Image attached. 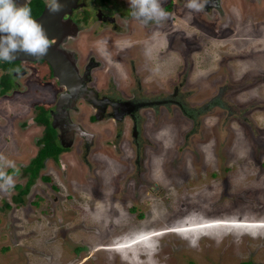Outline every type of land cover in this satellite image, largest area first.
Returning a JSON list of instances; mask_svg holds the SVG:
<instances>
[{"label":"rangeland","instance_id":"374dc122","mask_svg":"<svg viewBox=\"0 0 264 264\" xmlns=\"http://www.w3.org/2000/svg\"><path fill=\"white\" fill-rule=\"evenodd\" d=\"M222 7L231 28L192 15L185 47L155 36L132 52L139 64L148 58L142 97H165L176 86L188 116L176 106L146 113L138 144L126 132L118 140L120 126L108 123L87 155L90 174L65 154L72 176L64 182L65 170L47 161L41 174L55 173L56 192L47 194L51 181L36 185L10 211L15 191L0 189V264H264V0ZM110 46L104 59L113 64ZM183 68L192 72L180 87ZM122 80L125 90L135 83ZM34 84L0 100L3 170L21 168L35 150L36 128H27L24 143L7 134L9 124L30 118L41 97ZM16 145L29 157L13 153Z\"/></svg>","mask_w":264,"mask_h":264},{"label":"flooded vegetation","instance_id":"af4514ba","mask_svg":"<svg viewBox=\"0 0 264 264\" xmlns=\"http://www.w3.org/2000/svg\"><path fill=\"white\" fill-rule=\"evenodd\" d=\"M15 2L20 6L26 3V0ZM58 2L64 7L59 13L53 14L47 9L49 0H27L32 17L37 20L42 15H49L47 18L49 25L53 32L56 31L49 52L54 57L55 74L62 83H59L53 75L51 66L44 60H0V100H8L7 97H15L23 91H26L23 93L26 94L32 80L35 82L34 87H38L37 90L41 92V97L30 107V118L26 121L16 120L8 125L13 130L7 134L21 139L23 143L22 138L26 141L29 139L26 138V134H31V130H28L30 127L36 128L37 134L34 135L35 138L29 139L34 142L35 150L27 163L18 169L4 170L13 177L12 189L15 191L8 201L11 207L6 211L22 206V197L30 195L36 185L43 190L44 184L53 182L49 188L51 190L47 193L49 195L59 187L55 185L56 175L52 170L41 174V171L47 168V161L51 162V167L56 168V171L58 168L62 172L65 169L62 167L64 162L60 157L72 153L73 158H77L79 163L81 161L80 165L85 174H90L87 155L98 145L101 128L108 123H112L114 127L116 124L120 126L115 133V137H119L118 140H121L126 132L131 141L138 144L141 119L146 117V113L153 116L159 108L176 106L181 113L189 115L183 103L177 99L179 95L176 86L165 97L154 99L142 97L141 82L146 79L150 70L149 66L144 64L148 58H142V63L139 64L136 56L132 55L134 46L156 36L157 42H180L181 47H185L186 42H190L186 38V27L193 25L192 15L203 17L209 24L216 26L218 31L219 26L221 29H228L232 24L228 13L225 14L223 10L222 0H201L204 7L200 11L186 8L188 0H162V6L170 16L160 24L155 22L145 24L133 18L128 0H58ZM247 2L259 4L261 0ZM216 30L215 33L218 32ZM108 44L111 45L109 54L116 59L113 62L119 64L122 74L118 73V67L114 63L113 65L110 60L104 59L108 54L106 49ZM141 50L139 48L140 52ZM180 72H184L179 82L181 87L192 70L183 68ZM123 78L135 80L133 87L125 90L127 86ZM21 87L25 89L22 91L19 89ZM13 113L19 114L20 111L14 110ZM3 114L0 113L2 119ZM93 126L100 130L91 132L89 129ZM108 143L110 144V141ZM46 147L52 148L50 152L54 149L57 152L55 155L47 154L37 167L35 162ZM16 148L17 145L13 153L19 155L18 157H29L26 153L28 150L18 153ZM35 167L36 171L33 170ZM75 169L73 174L78 172ZM33 172L34 177L31 176ZM81 174L83 173L80 172ZM71 176L70 170L61 173L64 182ZM66 184L68 188L75 185ZM76 187L79 189V185ZM44 192L46 193L45 190ZM13 199L20 200L17 202L19 206L12 202ZM36 199L38 200V197ZM6 215L8 218V214Z\"/></svg>","mask_w":264,"mask_h":264},{"label":"clouds","instance_id":"9594fccd","mask_svg":"<svg viewBox=\"0 0 264 264\" xmlns=\"http://www.w3.org/2000/svg\"><path fill=\"white\" fill-rule=\"evenodd\" d=\"M128 3L131 16L145 24H160L170 16L164 10L162 0H128ZM63 7L58 0H49L47 5L48 11L53 14L62 11ZM203 7L201 0H188L186 4V8L193 11H200ZM52 43L42 24L32 17L27 0L20 6L15 0H0V60L13 61L17 53L44 57ZM5 166L0 164V189L8 190L14 180L3 170Z\"/></svg>","mask_w":264,"mask_h":264},{"label":"water","instance_id":"95a60500","mask_svg":"<svg viewBox=\"0 0 264 264\" xmlns=\"http://www.w3.org/2000/svg\"><path fill=\"white\" fill-rule=\"evenodd\" d=\"M48 17H49V15H42L39 19H37V21L42 24V26L45 29L48 37L50 39H52L53 38V35L56 33V31L55 32L52 31L51 26L49 25L50 24V22L48 21L49 19H47ZM60 39H61V37H60ZM60 39L58 41H60ZM36 59H41V60H44L45 62H47L51 66V68L53 70V75L58 79V81H59L60 84L62 83V80L59 78V76H57L55 74L54 57L49 52V50H48V53H47L46 56L40 57V58H36V57H33V56H29V55H26L24 53H17L15 60H20V61H26V60L27 61H33V60H36ZM73 83H75V82H73ZM53 127H54V125H53Z\"/></svg>","mask_w":264,"mask_h":264},{"label":"trees","instance_id":"16d2710c","mask_svg":"<svg viewBox=\"0 0 264 264\" xmlns=\"http://www.w3.org/2000/svg\"><path fill=\"white\" fill-rule=\"evenodd\" d=\"M51 149L52 148H50V147L49 148L46 147V150H45L46 152L43 151L42 154H40L38 156L37 162H35V164L37 165V167H39L41 165L40 164V161L43 159V157L47 156V154H52V155H55L56 154L57 151L54 149L53 152H50ZM263 166H264V164H263ZM37 167L33 168V170L36 171ZM31 176L34 177V172H33V174H31ZM131 211H133V209H131ZM188 264H193V263L189 262ZM239 264H248V262H241Z\"/></svg>","mask_w":264,"mask_h":264},{"label":"bare ground","instance_id":"6f19581e","mask_svg":"<svg viewBox=\"0 0 264 264\" xmlns=\"http://www.w3.org/2000/svg\"><path fill=\"white\" fill-rule=\"evenodd\" d=\"M98 251V250H97Z\"/></svg>","mask_w":264,"mask_h":264}]
</instances>
